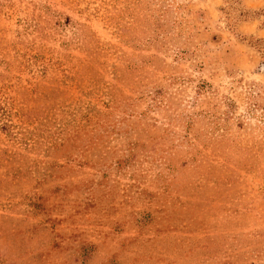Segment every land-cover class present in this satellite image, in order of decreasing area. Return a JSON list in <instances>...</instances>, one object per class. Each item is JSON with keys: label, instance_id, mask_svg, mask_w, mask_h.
<instances>
[{"label": "rangeland", "instance_id": "rangeland-1", "mask_svg": "<svg viewBox=\"0 0 264 264\" xmlns=\"http://www.w3.org/2000/svg\"><path fill=\"white\" fill-rule=\"evenodd\" d=\"M0 264H264V0H0Z\"/></svg>", "mask_w": 264, "mask_h": 264}]
</instances>
